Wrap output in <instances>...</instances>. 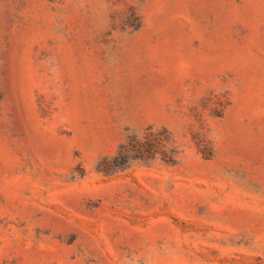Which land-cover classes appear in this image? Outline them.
<instances>
[{"label":"rangeland","instance_id":"374dc122","mask_svg":"<svg viewBox=\"0 0 264 264\" xmlns=\"http://www.w3.org/2000/svg\"><path fill=\"white\" fill-rule=\"evenodd\" d=\"M0 264H264V0H0Z\"/></svg>","mask_w":264,"mask_h":264}]
</instances>
